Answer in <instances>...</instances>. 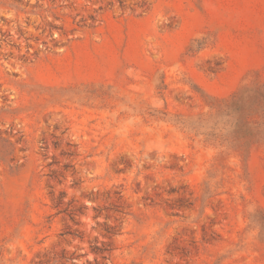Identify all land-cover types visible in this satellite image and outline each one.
I'll list each match as a JSON object with an SVG mask.
<instances>
[{
    "label": "rangeland",
    "instance_id": "1",
    "mask_svg": "<svg viewBox=\"0 0 264 264\" xmlns=\"http://www.w3.org/2000/svg\"><path fill=\"white\" fill-rule=\"evenodd\" d=\"M263 88L264 0H0V264H264Z\"/></svg>",
    "mask_w": 264,
    "mask_h": 264
},
{
    "label": "trees",
    "instance_id": "2",
    "mask_svg": "<svg viewBox=\"0 0 264 264\" xmlns=\"http://www.w3.org/2000/svg\"><path fill=\"white\" fill-rule=\"evenodd\" d=\"M249 92L248 94H246V97H249L252 100H255L254 102H256V104H260V102L262 100H264V88L261 91L260 89H254V90H249L246 91V93ZM245 98V94H242L240 96H238V98L232 103L233 106H239L240 102Z\"/></svg>",
    "mask_w": 264,
    "mask_h": 264
}]
</instances>
